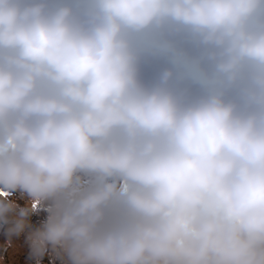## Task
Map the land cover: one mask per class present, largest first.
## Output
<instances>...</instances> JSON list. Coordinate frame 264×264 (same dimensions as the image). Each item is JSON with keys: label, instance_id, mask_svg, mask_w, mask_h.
Returning <instances> with one entry per match:
<instances>
[{"label": "clouds", "instance_id": "obj_1", "mask_svg": "<svg viewBox=\"0 0 264 264\" xmlns=\"http://www.w3.org/2000/svg\"><path fill=\"white\" fill-rule=\"evenodd\" d=\"M0 264H264V0H0Z\"/></svg>", "mask_w": 264, "mask_h": 264}, {"label": "rangeland", "instance_id": "obj_2", "mask_svg": "<svg viewBox=\"0 0 264 264\" xmlns=\"http://www.w3.org/2000/svg\"><path fill=\"white\" fill-rule=\"evenodd\" d=\"M4 242H5V238L3 237L2 234H0V244H3ZM14 259H18L19 264H31V262H30V260L28 258L26 250H25L24 255H21L19 257H14Z\"/></svg>", "mask_w": 264, "mask_h": 264}]
</instances>
